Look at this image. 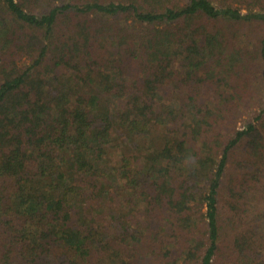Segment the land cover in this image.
<instances>
[{"label": "trees", "instance_id": "1", "mask_svg": "<svg viewBox=\"0 0 264 264\" xmlns=\"http://www.w3.org/2000/svg\"><path fill=\"white\" fill-rule=\"evenodd\" d=\"M256 80L264 0H0V264H220Z\"/></svg>", "mask_w": 264, "mask_h": 264}, {"label": "rangeland", "instance_id": "2", "mask_svg": "<svg viewBox=\"0 0 264 264\" xmlns=\"http://www.w3.org/2000/svg\"><path fill=\"white\" fill-rule=\"evenodd\" d=\"M248 30L256 41L262 34L259 29H257V26L248 27L246 31ZM260 66L262 70L263 63L260 64ZM260 87L259 80L252 83L249 93L255 95L253 98L259 97L260 90L263 89V87ZM169 90H171L170 87L166 89L165 95L167 97L171 95L168 93L170 92ZM262 94L261 92V96ZM262 101L264 100L256 98L255 102H251L250 108H252V111L257 110L256 112H259L262 107ZM239 108L240 112L235 115V122L230 123L235 125V127L224 124L220 131L222 138H226L236 128H240L245 124L241 116H243L244 112L246 116H248V109H246L247 107L243 104H241ZM252 111L250 112L252 113ZM254 125L261 138L260 144L263 145L264 119L260 122H256ZM255 144L256 143L253 144L250 139L246 138L237 146L231 154L225 171L219 194L218 223L220 228V242L218 257L220 264H226L229 261L230 264H257L264 262V161H262L263 164L261 165L262 175L259 176L260 183L256 184L257 180H255L253 176L254 173L250 172L253 162L256 161V152H254L256 149L254 148ZM116 145H120V143L114 142L113 146L116 147ZM142 147L143 149H147V144ZM114 160L116 161L117 158ZM115 161H113V163H115ZM247 175H250V177ZM247 179H251L252 182H250V185L244 184L243 180ZM245 189H248L247 193H245L242 198L239 197ZM237 207H240V209L237 210ZM249 242L255 243V247H253L254 249L250 248L253 250L249 255H246L249 250L246 244H249ZM243 248L245 251L242 250ZM141 259V264H150L149 262L155 263L151 258L142 257Z\"/></svg>", "mask_w": 264, "mask_h": 264}]
</instances>
